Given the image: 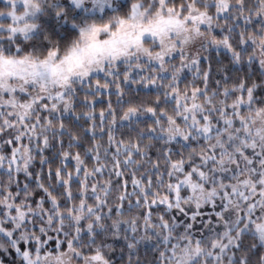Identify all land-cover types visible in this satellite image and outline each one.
<instances>
[{
  "label": "snow or ice",
  "instance_id": "obj_1",
  "mask_svg": "<svg viewBox=\"0 0 264 264\" xmlns=\"http://www.w3.org/2000/svg\"><path fill=\"white\" fill-rule=\"evenodd\" d=\"M0 264H264V0H0Z\"/></svg>",
  "mask_w": 264,
  "mask_h": 264
}]
</instances>
